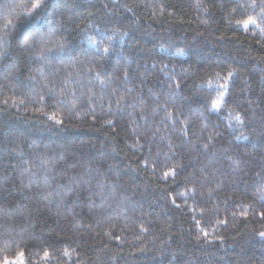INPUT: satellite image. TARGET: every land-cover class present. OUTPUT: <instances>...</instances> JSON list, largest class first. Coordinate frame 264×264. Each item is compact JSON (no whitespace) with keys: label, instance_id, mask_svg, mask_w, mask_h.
<instances>
[{"label":"trees","instance_id":"16d2710c","mask_svg":"<svg viewBox=\"0 0 264 264\" xmlns=\"http://www.w3.org/2000/svg\"><path fill=\"white\" fill-rule=\"evenodd\" d=\"M18 2L0 0V26L5 16L12 18ZM51 2L54 39L68 42L71 63L56 62L50 71L59 68L61 76L78 72L73 79L82 84L74 85V98L58 105L52 98L39 100V85L34 88L27 79L38 76L35 69H24L11 82L0 73V176L8 175L0 183V264L4 258L18 261L19 251L25 253L24 264H264V238L259 235L264 220L257 214L264 209L259 199L264 182L252 183L264 163V37L252 26L245 31L237 24L253 14L247 7L251 0H239L243 7L236 0ZM32 24H43V19ZM16 55L19 50L11 59H0V66L11 65ZM97 72L106 80L104 86L94 79ZM221 85L228 88L227 104L209 113L206 108ZM149 90L160 97L158 102ZM122 96L135 102V109L123 101L118 109ZM156 103L182 113L189 138L199 135L204 143L218 133L209 153L194 165L198 170L212 151L217 153L208 171L215 168L217 177L227 176L228 182L211 197L207 192L214 184L202 189L204 196L185 201L178 195L184 191L180 179H161L167 145L180 143L184 124L173 130L169 123L164 129L158 122L165 113L154 118L151 113ZM144 107L148 128L160 126L169 139H149L151 132L139 115ZM43 113H55L63 123L56 125ZM237 113L244 117L243 126L233 119ZM229 155L250 164L233 173L224 159ZM189 158L185 155V162ZM5 161H10L6 168ZM42 162L46 168L40 167ZM24 168L38 178L29 180ZM73 177L88 185L77 189ZM58 185L86 194L82 203L61 209L62 217L55 205L51 211L43 208V195L36 196L38 188ZM241 205L249 206L247 216L241 215ZM222 220L227 223H218ZM65 249L75 252L65 257ZM45 251L50 258L45 259Z\"/></svg>","mask_w":264,"mask_h":264},{"label":"snow or ice","instance_id":"6c2138e0","mask_svg":"<svg viewBox=\"0 0 264 264\" xmlns=\"http://www.w3.org/2000/svg\"><path fill=\"white\" fill-rule=\"evenodd\" d=\"M237 5L243 7V5L239 4V0H236ZM201 5L197 3V7ZM52 7L53 12H47V10ZM107 7V5H105ZM248 8L253 10V14L248 15L246 19L243 21H237L238 25H242L245 31L249 30V27L252 26L253 29H258L261 36L264 37V0H251V3L247 5ZM259 10L258 12L256 10ZM235 11V9H234ZM11 12L14 13L12 18L9 19L8 16L4 17V23L0 26V32L3 35H0V59H11L13 58L15 50H19V55L15 56V59L11 65L4 64L0 66V73H3L2 79L6 82H11L16 80V74L21 73L24 69H28L35 71L38 73L37 75H29L27 79L32 84V87H36L39 85L40 91L37 92L39 100L41 102L46 103V98L55 99L58 105H63L65 100L71 95L73 98L75 97L76 88L74 85L82 84L79 79H73L74 75L79 76L80 73H73L70 71H66L63 76L60 75V69L55 68L54 71H50L54 68L56 62L64 63L65 60H68L71 63V47L66 40L54 39L57 36L56 30L51 28L53 20L50 18L54 15L55 6L51 2V0H19L18 3L11 9ZM45 14L49 18H44ZM37 19H43V24H32V21ZM47 26V27H45ZM11 37V40L9 39ZM115 37H109V39H114ZM95 43V41H90ZM13 49V51H10ZM104 53L107 54L109 49L104 48ZM31 66V67H29ZM69 65H65L67 68ZM89 71H93L89 69ZM125 79H127V72L124 73ZM233 76L232 72L228 73V78L230 79ZM94 79L99 82L101 86H104L106 80L101 78L100 73H96ZM0 87H4V85H0ZM176 88H179V84H176ZM221 90L218 92L215 99L210 101V107L206 108V111L211 112H219L224 105L227 104V100L225 99L226 94L228 92V88L226 85L220 86ZM169 90L171 95H175L176 93L172 91V85H169ZM127 91H131L128 89ZM150 94L153 98L158 102L160 97L155 93H152L149 90ZM94 93L89 94V99L92 98ZM122 101L127 105V107L135 109L136 103H127L125 98L122 96L120 99L116 101L117 108L120 109L122 106ZM7 103V101H4ZM141 104L144 103L142 99L139 101ZM21 104L24 103L23 100L20 101ZM72 107L75 108L76 104L73 102ZM160 111L165 113L164 117L158 122L159 125H162L164 129L168 128L169 123L172 126V129H176V125L178 123H183L184 126L179 128L180 132V143L178 145L168 143L167 153L164 154L165 160V170L161 174V179L167 181L172 179L176 181L177 179L181 180L184 191L178 193V195L185 199V201L189 198L195 199L197 194L200 196H204L205 193L202 189L208 187L210 184H214L215 188H210L207 192V196L211 197L215 189L222 188L223 185L228 182V177L225 176L223 179H219L216 175V169L213 168L211 172L208 171L210 165H212L217 158V153L212 151L210 155H208V163L203 167H200L198 170L195 168V163L198 162V158L202 155H206L209 153L210 148L213 147L214 135H218V133L210 134L207 137V142L201 143V136L196 135L195 139L189 138L188 135V124L185 123L182 113L169 111L167 104L156 103L155 107L151 108V113L153 118L158 115ZM147 107L141 108L140 110V119L143 121L146 131L151 132V136L149 139L155 138L159 136L161 141H165L169 139V133L167 131L162 132L160 126H154V130L148 128L149 125V116L147 114ZM48 116V119L53 121L56 125H60L63 123V120L58 118V116L53 113L52 115H48V113H43ZM233 119L237 124L243 126L244 117L237 113ZM108 124H112L113 122L109 120ZM140 125H137V128ZM207 125H203L201 128V132L207 129ZM137 128H133L132 131L134 133L137 132ZM141 138V134L136 136V139L139 140ZM134 147L141 148L143 147L140 144L134 145ZM15 151V150H13ZM151 152V149H149ZM195 154V155H193ZM157 157L161 155L158 151L156 153ZM185 155H188L190 158L185 162ZM64 157H60L63 159ZM229 162V167L231 168L233 173L243 172L250 164V161L244 159L239 156H226L224 157ZM10 161L4 162V167L6 168ZM22 164H27V161H21ZM147 164V161H145ZM12 169L16 170L17 165L12 164ZM156 164H153L155 168ZM41 168H46V165L42 162L40 165ZM193 170L190 172L189 169ZM23 171L25 173H29V180L37 179V173L33 172L31 168H24ZM72 181L75 182L77 189H82L88 185L87 180H76L75 177L71 178ZM8 180L7 172L5 175L0 176V183H6ZM264 182V163L261 164L259 170L256 171L255 177L252 180L253 184ZM23 184V180L20 182ZM15 187V186H14ZM64 185H58L56 189L48 190L50 186H46L45 189L40 190L38 188L36 196L39 197L43 195V208L48 211L52 210V206L55 205L57 209V215L63 216V212L61 209L70 210L71 205H75L78 203H82L83 199L86 198V194L84 191H75L72 188L64 191ZM70 196H75V199L69 201ZM260 201L264 203V195L260 196ZM173 204H176L175 197L172 200ZM180 207V205H176ZM248 205H241V215H248ZM39 211V209H38ZM203 215V213H201ZM233 216L236 215L235 212L232 213ZM261 220H264V209L259 210L257 212ZM218 223L226 224V220L218 221ZM196 224L199 225L200 221L197 220ZM203 232L204 236H207V233L204 232L203 228L200 229ZM259 235L264 238V232H260ZM75 252V249L68 250L65 249L63 255L65 257H70L71 254ZM24 251H19L17 256L19 257L18 261H12L8 258H4L2 264H24ZM45 259L50 258L49 252H44Z\"/></svg>","mask_w":264,"mask_h":264}]
</instances>
